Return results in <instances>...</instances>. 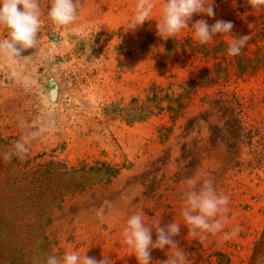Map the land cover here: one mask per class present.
<instances>
[{"label": "rangeland", "instance_id": "obj_1", "mask_svg": "<svg viewBox=\"0 0 264 264\" xmlns=\"http://www.w3.org/2000/svg\"><path fill=\"white\" fill-rule=\"evenodd\" d=\"M208 2L215 17L193 14L162 41L165 0L135 31L126 30L137 0H78L77 20L62 27L48 17L51 0H39L37 47L0 52V154L40 133L24 160L0 158V264L85 251L138 264L123 243L136 213L146 224H180L174 239L185 264H264V10ZM200 19L231 21L235 37L252 38L230 56L231 34L197 42ZM8 38L0 28V40ZM204 174L229 196L224 232L239 228L229 241L221 232L201 242L184 225L187 179ZM31 194L37 212L19 211L20 195ZM172 251L152 248L150 264Z\"/></svg>", "mask_w": 264, "mask_h": 264}, {"label": "clouds", "instance_id": "obj_2", "mask_svg": "<svg viewBox=\"0 0 264 264\" xmlns=\"http://www.w3.org/2000/svg\"><path fill=\"white\" fill-rule=\"evenodd\" d=\"M247 5L255 11L264 10V0H245ZM155 0H137L135 12L129 20L127 30L135 31L143 27L151 18ZM78 0H51L48 17L57 27L72 25L77 20ZM39 0H0V28L8 33V39L0 40V52L7 51L11 55H19L21 51L37 47L40 32ZM205 14L215 17L213 2L208 0H165L162 7L161 19L156 24V35L162 40L175 38L182 29L188 28V22L193 14ZM192 27L194 37L200 45L214 40L217 34H231V41L227 52L230 56H237L251 40V35L239 38L232 34L233 22L221 19L209 25L206 20H197ZM23 127V123L21 124ZM38 130L18 139L14 147L0 154L5 162H12L14 158L24 160L30 151V145L39 136ZM188 188L184 191L182 217L187 226L188 235L199 238L201 242L208 239L209 234L215 236L223 232L221 241L226 242L235 237L239 228L224 232V214L229 212V196L217 194L214 179L210 174L201 178L187 179ZM155 228L156 240L153 243L152 229ZM180 234V224L176 222L160 225V220L153 224H146L143 215L132 214L123 229V243L133 250L138 264H150L151 249L163 250L165 246L173 251L160 264H185L184 251L179 247L174 237ZM86 251L81 257L76 252L65 253L63 259L55 255L46 257L45 264H109L110 258L104 256L97 260L87 256Z\"/></svg>", "mask_w": 264, "mask_h": 264}, {"label": "trees", "instance_id": "obj_3", "mask_svg": "<svg viewBox=\"0 0 264 264\" xmlns=\"http://www.w3.org/2000/svg\"><path fill=\"white\" fill-rule=\"evenodd\" d=\"M171 107V106H170ZM91 170H93V168H90ZM102 170V168H97L96 169V171H101ZM104 170H105V173L107 174V176H114L115 175V173H116V171L115 170H112L110 167H107V168H104ZM71 170H69L68 168H67V166L65 165V171H64V174H69V172H70ZM72 171H75V170H72ZM41 187H43L44 189H46L47 188V186L46 185H43L42 184V186ZM46 187V188H45ZM41 189L42 188H40L39 189V191H38V193L39 192H41ZM24 192H28V191H30V190H23ZM21 197H19L18 199H20L19 200V202H21V205L18 207V210L19 211H27V212H37L36 211V206L34 205L36 202H34L35 200H36V198H35V200H33V198H34V194H31V196H29V197H23V195H20ZM23 197V198H22ZM33 200V201H32ZM37 202H39V200H36ZM17 203V200H15L14 202H13V205L14 204H16ZM16 206V205H15Z\"/></svg>", "mask_w": 264, "mask_h": 264}]
</instances>
